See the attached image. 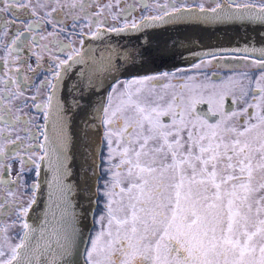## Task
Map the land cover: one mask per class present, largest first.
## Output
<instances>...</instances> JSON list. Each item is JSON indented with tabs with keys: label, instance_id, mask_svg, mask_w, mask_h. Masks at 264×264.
<instances>
[{
	"label": "snow or ice",
	"instance_id": "6c2138e0",
	"mask_svg": "<svg viewBox=\"0 0 264 264\" xmlns=\"http://www.w3.org/2000/svg\"><path fill=\"white\" fill-rule=\"evenodd\" d=\"M139 2L0 0V16L9 14L0 19V264H78L83 230L65 183L77 112L83 146L102 128L107 149L103 210L85 264H264V46L249 47V39L204 50L182 34L259 28L264 44V0ZM126 33L146 39L132 50L106 40ZM177 58L198 60L197 70L237 60L256 74L128 76L138 64ZM229 99L243 107L226 110ZM42 165L51 173L49 200L34 224Z\"/></svg>",
	"mask_w": 264,
	"mask_h": 264
},
{
	"label": "water",
	"instance_id": "95a60500",
	"mask_svg": "<svg viewBox=\"0 0 264 264\" xmlns=\"http://www.w3.org/2000/svg\"><path fill=\"white\" fill-rule=\"evenodd\" d=\"M151 32V30H145ZM259 28H249L247 31L244 29H237L228 25H217L207 30L200 29H184L183 35L199 38L202 41L204 50H220L228 49L232 47H243L246 41L251 39L252 43L249 47L260 48L264 46L261 43L260 36L258 35ZM175 35L170 31L167 33H161L151 37L155 43L157 41L166 40L169 36ZM146 39L144 33H126L121 36L110 35L106 37V40H110L113 45L120 46L121 48H127L132 50L133 47H139L143 40ZM93 47L101 46L100 42H89ZM198 56H202V51L197 52ZM198 60L184 61L177 58L175 61H160L146 62L143 66H138L132 70L128 76L145 74H154L163 71H170L176 68L188 66ZM230 63H235L240 66L241 61L226 60ZM124 76L122 78H128ZM63 95L67 98V92ZM70 100V98H68ZM100 99V96H93L91 102L95 103ZM229 101V100H228ZM204 104L199 105L202 111L206 112L203 108ZM72 117L71 131L75 137V146L70 151L71 160L69 161V167L71 169V176L65 181L72 185L73 193L70 199L74 205V210L80 221V225L83 230L84 244L81 246V256L79 257L78 264H85L83 249L87 245L88 237L90 235L93 226V214L96 207L97 200V183L99 178V166H100V153L102 143V128L98 132H94L91 135V139L88 141V147L83 146L81 140V125L83 124V113H70ZM210 121L214 120V117H209ZM93 152L96 153L93 156ZM51 181V173L47 170L46 165H42L41 176L39 182L41 184V190L37 193V203L33 206L32 211L29 213V222L37 223L38 218L42 219L44 210L48 205V184Z\"/></svg>",
	"mask_w": 264,
	"mask_h": 264
},
{
	"label": "flooded vegetation",
	"instance_id": "af4514ba",
	"mask_svg": "<svg viewBox=\"0 0 264 264\" xmlns=\"http://www.w3.org/2000/svg\"><path fill=\"white\" fill-rule=\"evenodd\" d=\"M35 2H36V0H33L34 4H35ZM148 2L151 3V0H148ZM161 2H163V0H161ZM127 3L135 5L136 8H140V6H141L139 0H127ZM208 6H211V5H208ZM37 11H40V9L38 8ZM139 14L140 13L135 11V10L131 13L132 16H139ZM18 15L21 19L26 18V13L24 11H21ZM7 18H9L8 13H4V14H2V16H0V19H7ZM109 24H111V21H109ZM15 27L16 28H22V25L18 24ZM61 39H63V37H61ZM64 42H66V41H64ZM45 43H47V42H45ZM43 55H44L45 61H47L48 60L47 54H43ZM32 63L35 66L34 58L32 60ZM192 65L193 64H191L189 66H185V67H180L181 69H184V71L179 73V74L184 75V76L195 75L200 80H203L205 75H208V76L212 77L213 80H216V81H218L220 79H224L225 77H227L229 75L239 74L241 72H249L252 75L256 74V70L254 67L245 66L243 64V62L240 64V66H237L235 63H230V62H227L226 60H222V61H215L214 60L211 65H202L199 70L195 69ZM177 69H173V70H170L168 72L176 71ZM242 107H243V104H240L239 106L232 105L230 99H229V101L226 102V105H225L226 110L232 109V108L238 109V108H242ZM203 108L207 111L208 105L204 104ZM199 109L202 111L201 108H199ZM241 119H243V118H241ZM106 153H107L106 146L102 142V148H101V153H100V158H99L100 159V166H99V178H98V184H97V200H96L95 211L93 214V226H92L90 235H94L95 232L98 230L99 225L95 223V220L98 219L99 215L102 213V210H103L104 198L102 196V191H103L104 183L107 179V175L105 173V168L107 167V164L104 161V157H106ZM15 169H16V165L14 164L13 175H15ZM26 179L28 180V183L31 184L33 182V180L35 179V177L33 175L29 174L26 177ZM23 193H24V190L20 189L18 192V195H21ZM4 195H5V192L3 191V189H0V197H3ZM22 199L24 201H26L28 199V195L23 194ZM12 219H14V216L6 217V218H4V222L10 223ZM13 231H18V229L13 230ZM84 260H85V258H84Z\"/></svg>",
	"mask_w": 264,
	"mask_h": 264
},
{
	"label": "rangeland",
	"instance_id": "374dc122",
	"mask_svg": "<svg viewBox=\"0 0 264 264\" xmlns=\"http://www.w3.org/2000/svg\"><path fill=\"white\" fill-rule=\"evenodd\" d=\"M247 69V68H246Z\"/></svg>",
	"mask_w": 264,
	"mask_h": 264
}]
</instances>
